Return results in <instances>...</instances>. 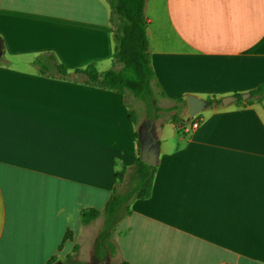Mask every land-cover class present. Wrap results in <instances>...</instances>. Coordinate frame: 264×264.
<instances>
[{
  "label": "crops",
  "instance_id": "1",
  "mask_svg": "<svg viewBox=\"0 0 264 264\" xmlns=\"http://www.w3.org/2000/svg\"><path fill=\"white\" fill-rule=\"evenodd\" d=\"M145 13L164 107L264 81V0H146ZM112 46L106 0H0V264L85 263L80 240L102 216L84 226L80 211H101L116 169L140 154L136 125L120 92L35 60L104 71ZM197 114L190 130L187 106L179 130L150 119L152 191L116 223L108 261L264 264V100Z\"/></svg>",
  "mask_w": 264,
  "mask_h": 264
},
{
  "label": "trees",
  "instance_id": "2",
  "mask_svg": "<svg viewBox=\"0 0 264 264\" xmlns=\"http://www.w3.org/2000/svg\"><path fill=\"white\" fill-rule=\"evenodd\" d=\"M109 6V23L113 46L111 49L112 66L99 71L93 63L84 68L68 70L59 63L52 53L36 58L35 62L42 74L53 73L87 84L120 92L128 108V118L138 124V115L127 98L133 97L143 103L150 118L166 117L179 130L183 125L182 114L185 112V97L173 99V104L159 106L160 97H164L151 63L150 44L146 33L148 18L145 13L146 0H106ZM250 95L245 100L242 93H234L236 105H250L264 100V81L247 91ZM210 104L220 99L208 98ZM209 104V105H210ZM218 104V103H217ZM135 137L140 148L138 132ZM156 165L148 164L138 155L131 166H122L115 171V184L102 210L84 208L80 211V222L86 226L102 216V224L93 245L95 258H103L115 253L111 236L118 220L130 212L131 203L136 199L150 196ZM67 231L64 237H67ZM88 264V263H83ZM122 264H128L123 261Z\"/></svg>",
  "mask_w": 264,
  "mask_h": 264
},
{
  "label": "water",
  "instance_id": "3",
  "mask_svg": "<svg viewBox=\"0 0 264 264\" xmlns=\"http://www.w3.org/2000/svg\"><path fill=\"white\" fill-rule=\"evenodd\" d=\"M248 92L242 93V98L245 100L249 97ZM187 112L190 117L195 116L198 112L202 111L206 106L210 104L207 99L188 94L185 96ZM237 100L235 95H226L220 98V103L224 106L234 102ZM219 103L217 100L213 101L212 104L216 105ZM154 122L150 120L149 123V132L144 134L142 127L137 129L138 132V140L140 143V158L142 161L156 165L158 162V154H159V143L157 137L154 133ZM108 258L103 257L101 259L96 260L95 262H91L88 264H107Z\"/></svg>",
  "mask_w": 264,
  "mask_h": 264
},
{
  "label": "rangeland",
  "instance_id": "4",
  "mask_svg": "<svg viewBox=\"0 0 264 264\" xmlns=\"http://www.w3.org/2000/svg\"><path fill=\"white\" fill-rule=\"evenodd\" d=\"M132 100V99H131ZM159 106H163V103L158 102ZM132 106L136 110L138 115V124L136 125V130L141 127V125L145 124L148 120L151 118L147 115V112L143 106V103L139 100H132ZM198 115V114H196ZM101 224V220H97L95 223H93L88 230L84 233L83 239L80 240V250H81V259L84 260L85 263H91L95 259H101V258H95L94 252H93V245L95 242V236L98 232V228ZM107 258H110L111 255H107ZM107 264H115L114 261L109 260Z\"/></svg>",
  "mask_w": 264,
  "mask_h": 264
},
{
  "label": "built area",
  "instance_id": "5",
  "mask_svg": "<svg viewBox=\"0 0 264 264\" xmlns=\"http://www.w3.org/2000/svg\"><path fill=\"white\" fill-rule=\"evenodd\" d=\"M192 120L190 122V124L188 125L187 129H195L199 126L200 122H201V118L198 115H195L193 117H191Z\"/></svg>",
  "mask_w": 264,
  "mask_h": 264
},
{
  "label": "flooded vegetation",
  "instance_id": "6",
  "mask_svg": "<svg viewBox=\"0 0 264 264\" xmlns=\"http://www.w3.org/2000/svg\"><path fill=\"white\" fill-rule=\"evenodd\" d=\"M149 123L150 120H148L145 124L141 125L144 134H147L149 132ZM96 260L98 259H95L93 262H95Z\"/></svg>",
  "mask_w": 264,
  "mask_h": 264
}]
</instances>
